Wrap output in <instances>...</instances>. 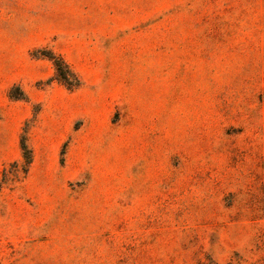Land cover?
I'll list each match as a JSON object with an SVG mask.
<instances>
[{"label": "rangeland", "instance_id": "rangeland-1", "mask_svg": "<svg viewBox=\"0 0 264 264\" xmlns=\"http://www.w3.org/2000/svg\"><path fill=\"white\" fill-rule=\"evenodd\" d=\"M0 264H264V0H0Z\"/></svg>", "mask_w": 264, "mask_h": 264}, {"label": "trees", "instance_id": "trees-1", "mask_svg": "<svg viewBox=\"0 0 264 264\" xmlns=\"http://www.w3.org/2000/svg\"><path fill=\"white\" fill-rule=\"evenodd\" d=\"M63 63L62 59H56L55 60V65L57 66V77L59 80H61L62 82H64L65 84H67L70 88L74 87L75 85H70L69 84V80L68 77L71 75L69 73V71L65 72L62 69H60V64ZM23 149H24V157L26 160L27 165H29L32 161V156H31V151L28 150L27 146L25 144H23Z\"/></svg>", "mask_w": 264, "mask_h": 264}]
</instances>
